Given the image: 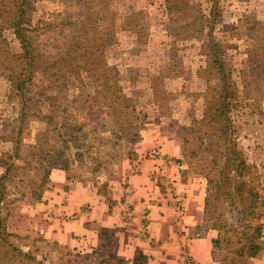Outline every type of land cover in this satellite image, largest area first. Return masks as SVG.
Instances as JSON below:
<instances>
[{"label":"rangeland","instance_id":"374dc122","mask_svg":"<svg viewBox=\"0 0 264 264\" xmlns=\"http://www.w3.org/2000/svg\"><path fill=\"white\" fill-rule=\"evenodd\" d=\"M76 2H30L26 29L35 66L23 108L7 74L0 70V178L7 170L0 218L4 233L11 235L8 243L32 257V264H101L103 259L105 264H119L113 255L44 239L35 229L29 232L30 227H20L18 217L24 207L40 202L48 184L49 163L64 164L69 182L88 183L97 195L107 198L122 197L120 168L135 159L142 141L150 144L143 145L149 158L152 150L160 149L154 140H163L179 149L172 161L181 181H191L194 192L203 196L202 221L205 217V227L217 241L214 260L244 264L251 258L252 244L260 250L264 247V0H105L93 3L92 11ZM87 18L92 22L90 35L106 29L112 35L101 54L109 69L104 79L125 97L117 110L124 112L117 123L106 113L110 94L109 101L107 97L92 99L93 77L104 74L99 62H77L76 72L57 73L60 82L43 76L44 67L58 62L75 42L79 23ZM124 23H133L136 29L129 30ZM1 38L5 42L0 62L21 54L12 30L4 29ZM212 44L217 45L227 78L235 87L227 115L231 131L227 146L250 169L244 178H233L246 184L241 193L235 189L228 197L212 187L204 215L207 176L219 178L220 154L226 146L216 126L208 122L220 91V75L211 65ZM57 95L66 101L58 110L56 124L69 119L83 125L84 134L76 143L67 142L45 120L52 116L48 99ZM0 264H11L10 259Z\"/></svg>","mask_w":264,"mask_h":264},{"label":"crops","instance_id":"0c3cea01","mask_svg":"<svg viewBox=\"0 0 264 264\" xmlns=\"http://www.w3.org/2000/svg\"><path fill=\"white\" fill-rule=\"evenodd\" d=\"M154 141L159 156L146 157L150 144L142 141L135 159L120 168L124 198L113 195L112 207L88 183L69 182L56 166L40 202L24 207L17 224L58 245L110 254L124 264H136V257L142 259L139 264H219L213 258L214 233L196 236L203 196L191 181H181L172 161L178 147ZM244 264H264V247Z\"/></svg>","mask_w":264,"mask_h":264},{"label":"trees","instance_id":"16d2710c","mask_svg":"<svg viewBox=\"0 0 264 264\" xmlns=\"http://www.w3.org/2000/svg\"><path fill=\"white\" fill-rule=\"evenodd\" d=\"M32 1L34 0H0V49L3 47L2 45L5 42L1 38V32L4 29H10L12 30L16 40L19 42L22 51L19 56L13 57L14 60L12 61L3 59L2 62H0V70H2L3 73L7 74L6 77L12 84V89L16 92L15 94L19 98L18 102L22 108L27 104L29 100L28 96L30 92V75L32 72V68L35 66L34 51L31 44V40L28 36V29H26V26L29 24V22L26 20V11L29 9L30 2ZM76 1V3L81 9H85L87 11L94 10V0ZM103 1L105 0H100L99 3ZM99 3L95 4L99 5ZM176 9H178V11L180 10V8ZM103 11L105 14L106 9L104 7ZM99 19L100 18L98 16L96 20L98 23ZM100 23L102 25H105L103 19L100 20ZM131 24L133 25V23H128L125 24L126 26L123 27H126L129 30L136 29V26H132ZM79 25L81 26L80 32L75 35V42L68 45V50L60 57L58 62L49 63L46 67H44L43 76H46L48 80L57 78L56 81L60 82L62 77H57V73L61 72L62 70H73L74 72H76V69L78 68V66H76L77 62L80 61L86 64L92 63L93 65H95L96 62H99V66L103 69L104 74H98L93 77V83L96 89L95 95L92 99L95 102L97 101L96 99L107 97L106 99L107 101H109L108 96L110 94V97L112 98H110V102L106 106V113L107 115L112 117L117 123V121L124 113L123 111L117 110L122 107L120 106V104H123L125 102V97L122 95L118 87V89L116 88V91H114L115 86L111 87L106 81V79H104V75L109 71V69L106 64L102 62L101 54L102 47L111 44L112 35H110V33L108 32V29H106L105 32L99 31L93 35H90L89 26L92 25V22H90L89 19L86 20V22L79 23ZM209 52L210 56L212 57L211 65L213 69L217 72V74L220 75V77L218 78L220 84V91L217 93L218 95L214 104L215 108L213 110L212 117L209 118L208 122L213 126H216L220 134L219 137L224 140V145L226 146L223 150V153L220 154L222 158V163H220L221 169L218 171L219 178L213 180L210 179L209 176H207L208 188L206 190V198L204 201V215H206L208 211L207 207L209 203V193L212 187L217 186L218 191L221 192L222 195L228 197H230L235 192V189L236 191H238V193H241L243 186H245L246 184L244 182H240L239 180L244 178L245 174H247L250 169V166L247 165L244 161H238V156L240 154L235 152L233 147L227 146L231 140L229 138L231 134L230 119L227 115L230 110L229 107L231 104V100L235 97V87L227 78L228 75L226 71V65L220 60V54L217 45L212 44L209 47ZM48 100L51 102L50 114H52V116L48 115L45 117L47 125L52 127L54 126L55 129L59 131L62 138L68 140L67 142L74 141L76 143L78 142V140H81L84 134L82 129L83 125L73 124L69 119L56 124L58 110L62 106V102L66 101L65 97L57 95L55 97H50ZM63 109L64 110L62 111L64 115H67L66 109ZM62 142L64 141L62 140ZM60 149L64 151L66 148L62 147ZM48 165V175L52 168H55L59 165V167L67 175V167L64 164L63 166L61 163L55 160L49 163ZM6 171L7 170H5L4 172L5 176ZM5 176L0 178V205L3 198L2 179L5 178ZM234 176L239 180L233 179ZM101 196L106 199L110 207L114 205V202L111 200V198H107L102 194ZM241 204L242 206H245L244 203L241 202ZM204 222L207 223L205 217H203L201 225L197 227L196 236L205 235L210 230L205 227ZM256 231L259 235V230L257 229ZM9 236L11 235L4 233V229L1 228L0 218V261H6L10 259L11 264H32L34 262V259L32 257L8 243ZM216 243V238H213V255L214 248H216L217 246ZM250 250V256L254 257L255 253L259 251L260 248L252 244L250 246ZM141 260L142 259L140 257H136L134 262L136 264H139ZM100 263H107V259L101 260ZM118 263L124 264L123 260L121 259L118 260Z\"/></svg>","mask_w":264,"mask_h":264},{"label":"built area","instance_id":"2783aa9c","mask_svg":"<svg viewBox=\"0 0 264 264\" xmlns=\"http://www.w3.org/2000/svg\"><path fill=\"white\" fill-rule=\"evenodd\" d=\"M153 158H156L157 156H159V152L157 150H152L151 154H150ZM263 236H264V230H263Z\"/></svg>","mask_w":264,"mask_h":264}]
</instances>
